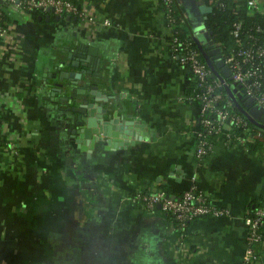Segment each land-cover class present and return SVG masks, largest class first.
Returning <instances> with one entry per match:
<instances>
[{"label":"crops","instance_id":"crops-1","mask_svg":"<svg viewBox=\"0 0 264 264\" xmlns=\"http://www.w3.org/2000/svg\"><path fill=\"white\" fill-rule=\"evenodd\" d=\"M76 1L94 21L34 16L0 0L9 15L0 35V264H244L247 213L264 196L256 145L264 130L250 120L244 141L229 145L221 136L199 160L200 107L185 97L190 76L170 54L159 0ZM176 3L206 48L209 6ZM77 41L101 58L97 103L113 95L120 120L137 124L132 142L83 145L67 124L68 103L52 87L60 70L78 69L59 68ZM192 185L228 213L180 227L132 200L138 190L167 186L179 196ZM257 251L264 264V241Z\"/></svg>","mask_w":264,"mask_h":264},{"label":"built area","instance_id":"built-area-1","mask_svg":"<svg viewBox=\"0 0 264 264\" xmlns=\"http://www.w3.org/2000/svg\"><path fill=\"white\" fill-rule=\"evenodd\" d=\"M21 10L53 12L57 15H70L77 18L94 21L86 9L75 0H11ZM163 3L162 11L165 14L167 24L170 26L168 41L171 46L170 54L183 68H189L197 80L201 91L195 94H185L189 101H198L200 107L199 123L196 133L195 156L204 160L211 151L214 143L212 138L223 136L229 145L244 141L242 131L237 132V126L246 129L247 121L239 114L232 111L230 106H219L220 93L217 87L222 86L220 79L213 77L210 80L211 69L200 58V50L189 41L179 40L177 34V22L174 16V0H159ZM250 12L260 11L259 0H245ZM0 11V15H1ZM109 23V20H104ZM240 22H234L233 33L238 37L236 45L223 53L225 64L230 69L231 84L240 85L244 95L253 97L259 105L264 107V41L257 40L252 35L249 40L240 38ZM6 27L0 26V35H3ZM239 35V36H238ZM231 105V103H230ZM229 124V126H227ZM162 188L145 189L136 191L132 200L146 210H161L167 215H172L176 224L186 226L190 221L200 216H220L228 213V209L214 204L209 196L196 185H192L179 196H170ZM264 218V206L256 209L253 216L246 218L248 225V240H261L259 226ZM259 257L255 255L251 245H247L244 264L257 262Z\"/></svg>","mask_w":264,"mask_h":264},{"label":"water","instance_id":"water-1","mask_svg":"<svg viewBox=\"0 0 264 264\" xmlns=\"http://www.w3.org/2000/svg\"><path fill=\"white\" fill-rule=\"evenodd\" d=\"M67 17L71 18L72 16L67 15ZM73 17L77 19L76 16ZM201 28H204V24ZM198 45L212 71L211 76L221 80V88L228 91L234 104L264 130V107L256 103L253 97L244 95L238 98L236 93L241 86H233L227 81V78H231V72L223 59L222 48L214 40H211V43L206 46L207 49L199 43ZM68 49V59L70 60L67 62L62 60L59 68L63 64L69 63L78 69L60 70L59 78L52 87V94L54 96L60 94V98L68 103V106L65 107V116L67 124L72 126V132L78 135V140L84 143L83 145L88 143L92 147L105 137H107L108 143L119 141L121 144H128L132 142L137 135L138 130L135 128L137 124L129 119L120 120L118 115L120 107L113 109L116 104L113 101L115 97L109 95L106 97V104L97 103L98 100L104 98L103 92L99 89L104 79L99 71L101 58L98 57L95 49L88 43L79 41ZM207 50L208 52H206ZM207 54L216 59V65L221 72L217 70ZM79 82L82 83L81 88L76 87Z\"/></svg>","mask_w":264,"mask_h":264},{"label":"trees","instance_id":"trees-1","mask_svg":"<svg viewBox=\"0 0 264 264\" xmlns=\"http://www.w3.org/2000/svg\"><path fill=\"white\" fill-rule=\"evenodd\" d=\"M76 1V0H75ZM242 1V0H241ZM204 2L209 6L208 12H206L205 25L207 30L210 32L212 39L216 42L221 48L223 52H227L230 48L236 45L237 36L233 33L234 22H240V38L241 40H249L250 36L254 35L257 40L264 41V13L260 11L250 12L245 3H241L239 0H204ZM161 9H163V3L159 2ZM2 12L0 15V26L6 27V22L9 17L6 9H1ZM174 16L177 22V34L179 36V40L189 41L191 45L199 49V45L197 40L193 37V29L191 24L188 22L187 18L184 17L182 11L179 9L176 0H174ZM28 13L37 16L38 14H46L47 12L43 11H26ZM67 16V15H61ZM239 36V35H238ZM171 40V37H169ZM168 40V41H169ZM170 45V44H169ZM171 46H169V50ZM200 50V49H199ZM200 58L206 62V58L204 53L200 50ZM207 63V62H206ZM208 65V63H207ZM209 66V65H208ZM187 73L190 76V83L186 87V94H195L198 91H201V88L197 85V80L193 75L192 71L189 68H185ZM210 80L213 81V77H210ZM227 81L231 84V79L227 78ZM232 85V84H231ZM241 89V87H240ZM217 92L220 93V99L218 101L219 106H230L232 111L236 114H239L244 120L247 121L246 129L242 126H237V132L246 130L247 133L250 132L253 124L250 122V119L246 114L242 112V110L234 104L232 101L228 91L225 88L217 87ZM198 103V101L194 100ZM231 103V105H230ZM199 105V104H198ZM198 128H200V123ZM219 138H215L213 136L212 143L215 142ZM263 142L257 140L256 145H261L263 149L264 155V145ZM166 192L170 193V188L167 186H162ZM264 206V196L262 199L255 203L250 207L249 212L247 213L250 216L255 214V211L258 207ZM174 222L176 223L174 217L169 215ZM259 231L261 232V240L259 241H248L247 245H251L255 255L260 257L257 248L264 241V218L262 220L261 225L259 226ZM249 264V263H248ZM250 264H257V262H253Z\"/></svg>","mask_w":264,"mask_h":264},{"label":"flooded vegetation","instance_id":"flooded-vegetation-1","mask_svg":"<svg viewBox=\"0 0 264 264\" xmlns=\"http://www.w3.org/2000/svg\"><path fill=\"white\" fill-rule=\"evenodd\" d=\"M217 44V43H216Z\"/></svg>","mask_w":264,"mask_h":264}]
</instances>
